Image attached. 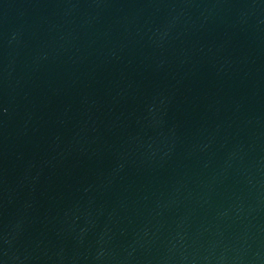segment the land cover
Wrapping results in <instances>:
<instances>
[{"label": "water", "instance_id": "water-1", "mask_svg": "<svg viewBox=\"0 0 264 264\" xmlns=\"http://www.w3.org/2000/svg\"><path fill=\"white\" fill-rule=\"evenodd\" d=\"M0 264H264V0H0Z\"/></svg>", "mask_w": 264, "mask_h": 264}]
</instances>
